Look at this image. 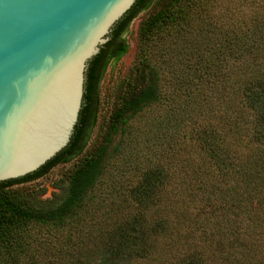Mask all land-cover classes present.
<instances>
[{"label": "trees", "instance_id": "trees-1", "mask_svg": "<svg viewBox=\"0 0 264 264\" xmlns=\"http://www.w3.org/2000/svg\"><path fill=\"white\" fill-rule=\"evenodd\" d=\"M151 3L137 0L90 62L67 147L34 173L0 183V264H21L16 251L29 225L61 226L77 218L95 202L90 193L108 160L152 129L164 148L153 151V169L138 163L142 170L126 188L129 215L116 221L114 242L92 264H264V20L226 22L213 0H168L141 24L139 56L115 88L104 144L85 150L99 125L104 74L128 52L123 36ZM155 47L165 57L159 67L152 64ZM154 106H162L160 113L132 132L133 121ZM117 134L121 140L111 148ZM183 143L184 156L177 158ZM77 157L60 182L62 201L42 203V190L29 185ZM125 167L119 165L120 175ZM163 239L188 249L166 261L176 249L170 243L160 249Z\"/></svg>", "mask_w": 264, "mask_h": 264}, {"label": "water", "instance_id": "water-1", "mask_svg": "<svg viewBox=\"0 0 264 264\" xmlns=\"http://www.w3.org/2000/svg\"><path fill=\"white\" fill-rule=\"evenodd\" d=\"M137 0H0V183L69 144L92 59Z\"/></svg>", "mask_w": 264, "mask_h": 264}, {"label": "rangeland", "instance_id": "rangeland-1", "mask_svg": "<svg viewBox=\"0 0 264 264\" xmlns=\"http://www.w3.org/2000/svg\"><path fill=\"white\" fill-rule=\"evenodd\" d=\"M167 2L168 0H152L150 7L141 12L131 22L128 32L124 34L123 37L126 39L129 49L117 63L110 64L104 74L100 86L102 103L101 109L98 111L99 125L93 130L90 141H88L85 149L86 152H91L104 144L103 138L107 131V120L114 110L112 103L115 101V88L119 82L128 78L139 56V32L141 24L149 15L164 7ZM212 7L214 12H218L219 16L223 15L226 22H238L242 21V18L248 20L250 17L264 20V0H213ZM163 38L164 36L160 35L157 44L162 42ZM161 46L166 47V44L163 43ZM151 47H145L149 55ZM155 49L156 52L152 64L159 67L160 61L165 57L160 56L161 50L159 47H155ZM168 78L169 75L165 72L164 80L166 81ZM164 88L168 90L169 85L165 84ZM161 107L154 106L150 107V110H145L142 116L133 121V125L130 127H133L132 132L141 128L142 121L145 122L151 115L153 117L154 114L156 116L157 112L160 113ZM162 111H165V108ZM141 139L138 142L133 141L132 145L128 143V151H120L118 153L120 154L119 156L114 155L113 159L110 158L108 160V165L101 175L100 183L90 193L95 202L88 203L77 218L75 217L61 226H28V233H25L22 239L24 242L16 251L21 264H28L30 261L34 264H92L101 258L108 245L110 246L114 242L112 236L114 231L113 226L116 224V221H123L129 215V205L125 203V200L127 198V189H130L134 185V177H137L138 173L142 170V167L137 169L138 163L143 160L146 163L145 169H153V165L149 164L151 162L149 160H158L153 158V151L164 148L163 145L158 144L154 129H152L149 136L142 137ZM120 140L121 136L115 135L111 148L119 143ZM164 141L166 140L164 139ZM122 143H120L119 148ZM185 147L186 143H183V148L177 153V158L184 156L183 149ZM116 152L114 151V153ZM132 153L134 155L131 157ZM80 157L75 158L69 163L56 166L47 175L29 185V187L32 186L42 190L38 195L42 203L45 205H57L62 201L64 197V184H60V182L62 178L65 179L64 175L78 163ZM154 163L158 162L155 161ZM119 165L126 166L123 169L124 173L122 175H120ZM149 219L151 218L149 217ZM184 234L188 235V230L185 229ZM168 243L174 248L172 241L163 239L160 249L166 251ZM174 249L176 250H173L170 254L165 253L166 261H174L188 248L179 245ZM159 254L163 255L164 252H160ZM151 263L153 262L150 261ZM132 264L147 263L146 261L141 262L139 260L136 262L132 261Z\"/></svg>", "mask_w": 264, "mask_h": 264}]
</instances>
